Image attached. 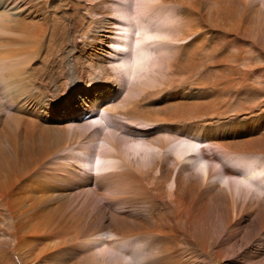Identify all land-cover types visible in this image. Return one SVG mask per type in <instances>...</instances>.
I'll return each mask as SVG.
<instances>
[{"label":"bare ground","instance_id":"obj_1","mask_svg":"<svg viewBox=\"0 0 264 264\" xmlns=\"http://www.w3.org/2000/svg\"><path fill=\"white\" fill-rule=\"evenodd\" d=\"M133 5L0 0V264H264V0Z\"/></svg>","mask_w":264,"mask_h":264},{"label":"rangeland","instance_id":"obj_2","mask_svg":"<svg viewBox=\"0 0 264 264\" xmlns=\"http://www.w3.org/2000/svg\"><path fill=\"white\" fill-rule=\"evenodd\" d=\"M125 1H130V2H133L134 1V5H135V3H137V0H125ZM133 5V8L134 9H132V11L130 12H126L125 14H126V18H129V16H130V18H132V19H135V20H137L136 19V17H139V16H141V10H139L138 9V7L136 8V6H134ZM122 18H124V17H122ZM101 48V44H99V45H95L93 48H92V50H91V53H96L97 51H99V49ZM95 51V52H94ZM252 51V52H251ZM246 54H247V56H249L250 57V59H251V64L253 65V68L254 69H258V68H260V67H263V65H264V62H263V60L259 57V55H257V53L254 51V50H247L246 51ZM257 56V57H255V56ZM92 56H94V55H92ZM252 57V58H251ZM254 62V63H253ZM261 63H263V64H261ZM257 65V66H256ZM260 65V66H259ZM116 69V71H120V72H126V73H128V70H129V66H118V64L116 63V67H115ZM255 77V78H254ZM256 77H258V79L256 78ZM255 79V80H254ZM257 79V80H256ZM260 80V77H259V75H258V73H255L254 75H253V80L252 81H259ZM124 83H126V85H129L130 84V79H129V77H126V79H124ZM123 90H124V87H123V89L121 90V94L123 93ZM78 93H81V91H79ZM233 97V98H232ZM234 97L235 96H231V97H229V99H228V102L230 103V111H231V113H240V112H244L245 111V108H246V106L247 107H250L251 106V104L252 105H254V103H251V102H247L248 104L246 105V102L244 101V99H243V97L241 98V97H235L236 98V100L234 99ZM240 98V99H239ZM234 101H233V100ZM243 100V101H242ZM230 101H232V102H230ZM240 101H242V102H240ZM239 102V103H238ZM244 102V103H243ZM234 103V104H233ZM241 103V104H240ZM237 106H236V105ZM243 104V105H242ZM232 105V106H231ZM239 105V106H238ZM234 107V108H233ZM238 109H237V108ZM245 107V108H244ZM243 108H244V110H243ZM232 109V110H231ZM236 110H238V111H236ZM241 110V111H240ZM66 111L69 113L70 111H71V109L70 108H67L66 109ZM247 111L249 112V109H247ZM78 113H80V111H77ZM68 113H66V115H64V116H62V119L61 120H63L64 118H66L67 116H68ZM84 113H81L80 115H81V118H80V115L78 116V118L79 119H82V118H85L84 116H87V114L85 113L84 115H83ZM102 116V118H108V116H106V115H104V113H102L101 114ZM83 116V117H82ZM57 119H58V117H55L53 120H54V122H57ZM103 123V124H102ZM115 123H117V124H119V126H126L127 125V123H126V121L124 120V119H118ZM101 124H102V126L104 127L105 125V123L103 122V121H101ZM100 126H97V127H95L96 129H100L101 130V128L102 127H100ZM134 128L133 129H136V130H138L139 128H142L143 130H148V129H154V128H148V127H141V126H133ZM94 128V129H95ZM103 132H102V134H105V130H102ZM118 134H120V131H118L117 132ZM175 135V134H174ZM140 136H146V134L144 135V134H141ZM100 145H101V142L100 141H97L96 143H95V145L94 146H96V148H94L95 150H96V152L97 151H101L100 150ZM135 144H133V146H134ZM205 146L206 145H204L203 147L205 148ZM211 146V145H210ZM198 147H202V146H198ZM212 148L210 149V150H204V152H203V154L204 155H206V156H208V157H210V158H219L220 157V154L218 153V151H217V149H215L213 146H211ZM188 154H194V153H188ZM195 155V154H194ZM241 164V163H240ZM211 165H214V167L216 168V169H221L222 167V165L223 166H231L230 164H228L227 162L225 163V162H222L221 160H218V161H214V162H212V164ZM221 167V168H220ZM92 172H94V171H92ZM0 217L2 218H0V238H4V237H6L7 235H8V231L10 230V219L8 218V217H6V215L4 214V213H2V214H0ZM239 250V249H238ZM24 251L26 252V254L28 255V256H31V254L33 253V252H35V254H38V253H40L42 250H28V249H24ZM32 252V253H31ZM239 252V251H238ZM235 253V254H237V256L234 254H229L226 258L225 257H217V256H215V257H212L211 259L209 258V259H206L205 260V262L203 263V264H235L234 262H233V259H238L239 258V253ZM234 257V258H233ZM217 258V259H216ZM219 258V259H218ZM223 258V259H222ZM216 260V261H215ZM207 261H208V263H207ZM15 262H17L18 263V261L17 260H15ZM199 262H201V260H199L198 262L197 261H195V260H192V262H191V264H198ZM211 262V263H210ZM18 264H22V262L20 261ZM39 264H48V259H46V258H43L41 261H40V263Z\"/></svg>","mask_w":264,"mask_h":264}]
</instances>
